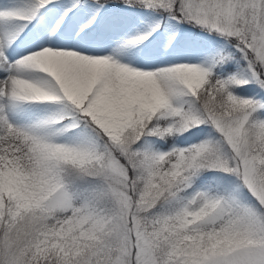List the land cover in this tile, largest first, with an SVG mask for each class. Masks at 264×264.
Segmentation results:
<instances>
[{"label":"snow or ice","instance_id":"1","mask_svg":"<svg viewBox=\"0 0 264 264\" xmlns=\"http://www.w3.org/2000/svg\"><path fill=\"white\" fill-rule=\"evenodd\" d=\"M0 264H264V0H0Z\"/></svg>","mask_w":264,"mask_h":264}]
</instances>
